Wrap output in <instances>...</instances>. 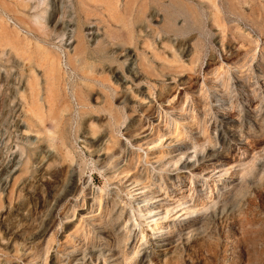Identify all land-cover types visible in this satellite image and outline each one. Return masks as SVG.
I'll return each instance as SVG.
<instances>
[{
  "label": "rangeland",
  "instance_id": "374dc122",
  "mask_svg": "<svg viewBox=\"0 0 264 264\" xmlns=\"http://www.w3.org/2000/svg\"><path fill=\"white\" fill-rule=\"evenodd\" d=\"M11 1L7 0V4ZM53 1L55 5L43 3L36 10L21 9L41 16L39 23L24 17L34 27L32 34L24 32L20 25V33L15 34L11 3H0V237L3 243L8 241L7 250L13 241L19 242V249L27 246V241L38 236L48 221L51 231L47 236L51 232L56 236L40 264H64L66 261L60 260L66 259L69 252L79 264L83 251L86 259L92 247L113 248L114 233L122 229L129 235L124 246L127 262L123 264H133L138 258L135 236L139 230L147 241V250L154 254L155 264H264V125L254 122L256 128L242 127L241 136L237 132V140H230L231 152L222 167L220 159L203 158L195 165L198 170L189 172L193 166L184 168L183 161L195 159L196 155L190 149L181 150L187 147L189 137L201 136L202 127L208 128L210 138L214 137L212 120H221L213 117L209 121L206 112L213 106V92L222 90L224 99L228 97L220 83L226 69L235 80L245 85L256 81V87L264 89L258 77H264V0H118L117 25L110 29L120 40V48L111 42L104 48L95 45L103 35L102 18H108L103 2L91 1L74 10L70 1L65 0L64 7L59 0ZM49 13L58 19L56 24L47 19ZM76 19L83 25L86 56L99 59L105 72L94 69L91 74L87 63L72 72L64 63V54L75 43L69 35ZM45 33H50L48 40L43 38ZM22 35L28 36V44L19 42ZM35 42L49 48L54 43L52 49L62 56L60 83L52 89L45 82L42 66L26 58ZM139 54L145 56L147 66H140ZM125 65L128 69L112 82L120 96V102L113 99L120 126L112 133L121 140L124 158L102 168L97 160L105 150L103 143L112 134V122L109 114L95 110L104 105L98 84L82 77L83 73L91 78L111 75L112 70L118 72ZM31 66L36 73L35 96L27 103L24 94ZM72 80L80 84V93L93 103L91 109L80 107L78 87H71ZM236 96L242 99L241 94ZM147 104L153 108V114L147 115V124L134 133L126 131ZM32 106L42 120L32 116L28 110ZM246 107L255 121L259 108L255 104ZM222 113L227 120L233 119L238 129L242 126L237 115ZM88 119L94 120L95 133H91ZM206 143L201 141L195 147L202 150ZM66 148L72 161L65 156ZM203 150L207 151V146ZM129 157L133 163L128 165ZM261 161L262 171L251 177L253 163ZM137 167L145 169L146 177L137 176V182L124 176ZM151 174L162 176L163 188ZM169 175H178L179 182L170 184ZM243 178L250 182L237 202H229L224 211L217 210L205 230L187 228L215 203L217 206V192L228 181L231 184ZM107 190L118 195L105 197ZM144 191L149 192L153 207L139 212L138 201ZM93 198L99 202L92 205ZM127 204L136 209V219L129 222L120 212V207ZM101 212L103 218L99 219ZM154 222L160 223L159 231L164 237L180 229L173 250L165 253L167 246L153 237ZM78 225L90 229L93 225L104 226L106 231L101 238L89 237L74 247L65 236L71 238ZM171 225L169 233L167 227ZM57 244L60 259L54 255ZM23 256L10 254L9 258L23 264Z\"/></svg>",
  "mask_w": 264,
  "mask_h": 264
},
{
  "label": "bare ground",
  "instance_id": "6f19581e",
  "mask_svg": "<svg viewBox=\"0 0 264 264\" xmlns=\"http://www.w3.org/2000/svg\"><path fill=\"white\" fill-rule=\"evenodd\" d=\"M3 2L4 0H0ZM65 0H59L60 6H63ZM70 1L73 5L74 10L78 7H85L89 2L91 1H100L103 2L106 10H107V16L108 18H102V22L104 24L103 26V35L100 37L96 42L95 45L99 48H104L106 44L109 42L112 43V45H115L118 47L117 44H120V40L117 39L115 34L110 29L111 26L117 25V14L119 13V7L118 0H67ZM55 5L53 0H12L11 3V13L14 15L16 23H14L15 28V34L20 33L19 25L23 28L24 32L31 33L34 30V27L32 26V23H39L41 22V16L39 12H33L31 14H26L22 10H30V9H38L43 3H48ZM6 0V5L8 6ZM10 7V6H9ZM24 17H27L30 22H27L24 20ZM0 19H2V16L0 15ZM47 19H51L54 24L58 22V19L55 20L53 18V14L49 13L47 16ZM51 33V32H50ZM50 33H45L44 40H48L50 38ZM64 35V32L61 34V36ZM23 38H19V42L28 44L27 35H22ZM69 37L74 38V45L70 50H67V52L64 54V63L70 66L71 71L73 70L77 71V67L79 65H82L83 63H87L88 71L91 74L94 73V69H99V73L105 72L104 64L98 59L93 60L89 59L86 54V43L83 33V25L81 21L76 19V23L73 27V30L71 31V34ZM52 48H55V44L52 43ZM58 47V46H57ZM49 48L48 46L41 45L37 42H35L32 46V48H29L31 51L27 53L26 58L29 60V62L33 59L35 63H38L42 66V71L44 75L45 82L48 84L49 88L52 89L55 87V84L60 83V77L62 76L61 70H60V60L62 58L61 55H59V51H55V49ZM120 48V47H118ZM121 50H124V45L121 44ZM7 57V59H10V55ZM138 62L140 66H147L146 58L143 54H139ZM128 69V66H122L119 67L118 72L111 71V75H108V73H104L101 76H93L91 78V75H84L83 73V79L85 80H92L95 81L100 90L103 92L104 96V105L99 108H95L97 112L104 111L105 113L109 114V117L111 118V133L120 126V114L115 109V103L114 100H118L120 102V96L117 94V88L113 85L112 82H115V77L118 76V74H124V72ZM251 72V71H250ZM258 72L261 73L260 70ZM220 72L216 73V75H219ZM249 76L251 74H248ZM258 76V75H256ZM261 78L262 84H264V77L258 76ZM250 78V77H249ZM254 78V77H253ZM258 78V79H259ZM251 79V78H250ZM256 79V78H255ZM251 81V80H250ZM253 81V79H252ZM220 83L225 87L223 88V91H226L228 93V97L224 99V97L221 95L220 92L222 90L217 92H213V106L209 107L207 109L206 114H208V120H212L214 118H219L221 122L217 123V119L212 120L213 122V130H214V137L210 138L208 136L207 127H202V130L200 131L201 136L199 138H192L189 137L187 141V147L181 148V150H188L190 149L191 152H193L196 157L195 159H191L188 162L183 161L182 167L189 168V166H193L192 169H189V172L198 170L197 166L198 163H200V159L205 158L207 161L220 159L219 164H221L219 167H222L224 165L225 159L229 156V153L231 152V144L230 140L236 139L237 132L242 134V127H245L247 129H252L256 125H254V122L259 123L260 125H264V89H258L256 87V81L255 82H249L248 85L244 82L237 81L235 78L232 77L231 72H229L228 69L225 70V75L220 80ZM35 84H36V73L31 66L30 69H28V77L26 79V86H27V92L24 94V98L26 102L28 103L33 96H35ZM74 84L78 87V90L76 91L79 99V105L80 107H86V108H92L93 103L87 99L85 95H82L80 93L81 87L78 82L75 83L74 80H72L71 87L74 86ZM249 88V89H248ZM215 89H218L217 87ZM236 93L241 94L242 99L236 96ZM133 97V96H131ZM97 96L94 97L96 100ZM252 104H255L256 107L259 108V111L255 113V121L251 120L250 115L252 114L250 110L246 106H251ZM174 106V104H171ZM177 106V105H175ZM28 110L31 112L32 116L37 120H42L38 116V111L35 109V107H29ZM226 112L230 116L231 115H237L238 117V124H241L240 128L235 126V124L232 122L233 119L227 120L226 116L224 114L220 115L219 113ZM163 113V112H162ZM29 113V116H31ZM153 114V108L152 104H147L145 107H143L141 111V115L136 119V122L126 128V131L130 133H134L137 131V129L142 128L144 124L148 122L147 115ZM254 115V114H253ZM165 117V116H163ZM165 120L167 118L165 117ZM219 120V121H220ZM88 124L90 125L91 133L96 132V125L94 123V120L88 119ZM170 126V122L168 123ZM206 128V129H205ZM256 128V127H255ZM240 130V131H239ZM158 131V130H157ZM208 142L206 143L204 149L207 151L204 152L203 148L202 150L196 149V144L199 142ZM65 147L66 144L64 141L62 142ZM95 141L93 139V143H91V146L94 145ZM121 140L118 139L115 134H111L108 141L103 143V146H105V150L102 153V156L100 159H98V163L100 167L109 168L112 165H115L119 163L124 158V152L121 147ZM237 144V143H236ZM240 148V147H238ZM65 156L73 160L70 153L67 151ZM179 160V158H178ZM82 163H85V160H82ZM133 160L132 157H129L127 159L126 164H132ZM250 176L256 177L263 169V163L261 162H255L253 163V166L251 167ZM125 177L129 178L130 176L133 177L137 182L140 180H137V176H144L145 169L144 168H138L134 171L132 174L128 175L125 174ZM152 179L154 182L157 183V185L161 188L164 187V179H162V176H156L155 174H151ZM177 176L169 175L168 178L171 180L169 183L173 185V183H178L179 181L176 179ZM187 177L190 179V175L188 174ZM250 179L243 178L242 180H239L237 182L231 183L228 181L226 185L223 186V189L221 191L217 192V206L216 203L212 207V209L208 212L203 213L199 220H192L190 223H188L187 228L190 227V230L199 232L200 230H205V228L208 226L209 222H211V219H213L214 214L216 211L220 210L224 211L229 206V202H237L238 199L244 195L246 192L248 186H249ZM230 185V188L228 187ZM147 191H144L142 193L141 199L138 201L141 205L137 210L139 212L144 211L147 207H153L151 201V196L147 195ZM117 196L118 194L116 192H112L110 190L105 191L104 196L105 197H112ZM59 199V198H58ZM115 200V199H114ZM99 202V199L93 198L92 205ZM185 202V201H184ZM219 204V205H218ZM232 205V204H231ZM231 207V206H230ZM135 208H133L131 205L127 204L126 206L120 207L121 214L127 219V221H131L132 219H136V213ZM100 217L103 218L102 212L99 213V219ZM189 222V221H188ZM140 224V221L139 223ZM159 222H154V225L152 226V234L154 238H157L158 242L163 241V246H167L164 250L165 253H167L170 250H173L175 248L174 242H176L177 236L180 234V229H177L176 232H172L171 237H164L159 231ZM126 226L124 225L123 228ZM173 228V225L167 227V232L171 233ZM186 228V227H185ZM51 231V225L48 221H46L41 229V232L38 234V236L33 237L30 241H27V246H22L20 249L18 248V241H13L14 244L10 250H7V242H2L0 237V261L5 262V264H18L10 261V254H13L16 257L23 256L22 262L23 264H40L41 262L45 261L46 255L48 250L50 249V243L55 240L56 234L54 232H51L48 236L47 234ZM106 228L104 226H91L90 228H86L84 225H78L75 226L73 229V232L71 233V238H68L65 236V240L72 244L75 247V244H80L81 241H86L87 238L91 237L92 239H98L101 238L102 232H105ZM23 233V232H22ZM128 233L122 229L114 233V240H115V246L113 248L107 246L106 248H102L101 250H95V248H90L88 251L89 258H84L86 256V253L82 252V260L79 264H123L127 262V257L124 254V246L126 238L128 237ZM144 235L141 230L136 234L135 236V243H136V249H139V255L138 258L133 262V264H155L154 262V254L151 250H147V246L145 244L147 243L146 239L144 240ZM10 240V241H11ZM24 242V241H20ZM59 245L57 244L56 250H55V256L56 259H60L58 256V252L61 253L59 249ZM157 248H159L158 244H155ZM170 246V247H169ZM23 251V252H22ZM13 252V253H12ZM79 252V251H77ZM137 250L132 251V253L136 254ZM73 253L69 252L67 253L66 259H61L60 262H64V264H78L75 260V258L71 257ZM36 259H39V262L36 261Z\"/></svg>",
  "mask_w": 264,
  "mask_h": 264
}]
</instances>
